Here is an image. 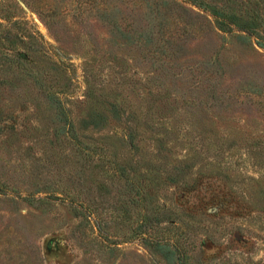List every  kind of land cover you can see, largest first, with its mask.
Segmentation results:
<instances>
[{
	"label": "rangeland",
	"instance_id": "374dc122",
	"mask_svg": "<svg viewBox=\"0 0 264 264\" xmlns=\"http://www.w3.org/2000/svg\"><path fill=\"white\" fill-rule=\"evenodd\" d=\"M195 1L264 41V0ZM216 21L191 0H0V264H169L157 241L264 264V49Z\"/></svg>",
	"mask_w": 264,
	"mask_h": 264
},
{
	"label": "trees",
	"instance_id": "16d2710c",
	"mask_svg": "<svg viewBox=\"0 0 264 264\" xmlns=\"http://www.w3.org/2000/svg\"><path fill=\"white\" fill-rule=\"evenodd\" d=\"M193 3H197V5L204 9L211 11L217 18V23L220 29H224L223 27L229 28L230 26L238 27L241 31L247 32L257 40V45L264 49V41L261 40L262 36L258 29L261 28L262 22L257 16H249L247 19H243L236 16L229 17L227 14H224L223 11L218 10L214 7H211L209 4L204 2H196L195 0H191ZM53 102L56 113L59 117L62 118L63 128H68L67 132H71L73 130V125L69 116L67 115L66 110L62 107L61 103L55 98L50 99ZM35 202L31 201L30 204H34ZM151 247L161 255L164 260L169 264H182L181 255L176 248V246L169 244V242L161 243V242H149Z\"/></svg>",
	"mask_w": 264,
	"mask_h": 264
},
{
	"label": "water",
	"instance_id": "95a60500",
	"mask_svg": "<svg viewBox=\"0 0 264 264\" xmlns=\"http://www.w3.org/2000/svg\"><path fill=\"white\" fill-rule=\"evenodd\" d=\"M20 2V1H19ZM20 4L23 6V4L20 2Z\"/></svg>",
	"mask_w": 264,
	"mask_h": 264
}]
</instances>
